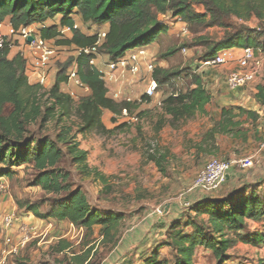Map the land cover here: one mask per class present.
<instances>
[{
  "label": "trees",
  "instance_id": "trees-1",
  "mask_svg": "<svg viewBox=\"0 0 264 264\" xmlns=\"http://www.w3.org/2000/svg\"><path fill=\"white\" fill-rule=\"evenodd\" d=\"M197 6H202L203 10H198ZM168 12L181 17L190 27L194 34L191 45L202 49V60L231 48L252 47L257 53L264 50V0H0V24L9 20L15 30L46 24L39 27L41 38L55 40L56 46L72 47L76 51L60 64L51 87L45 88L38 82H30L26 72L27 61L21 53L10 57L12 48L8 41L0 48V163L22 165L32 162L40 172L37 184L50 192L65 191L66 195L55 198L45 215L39 212L38 207L29 206V210L40 217L67 220L90 234L99 227L102 239L98 245L101 246L108 244L113 248L118 245L126 218L121 213L93 209L80 189L71 190L68 184L70 174L58 167L63 154L61 149L48 140L35 142L28 136V126L39 121L45 123L55 117L58 109L61 116L68 117L75 111L82 134L93 131L106 134L113 129L103 121L105 110L116 117L124 109L133 113L145 101L151 102L152 99L145 95L141 100L113 98L103 72L92 61L98 54L107 55L109 62L116 61L133 49L158 41L169 30L159 16ZM76 14L84 23L108 25L102 41L99 42V33L74 28ZM57 17L58 22L48 23ZM254 18L257 23L251 24ZM214 26L223 30L221 37L200 34L201 28ZM67 27L71 32L63 34L62 30ZM175 52L176 49H169L160 57L166 58ZM73 65L89 89V93L77 103L70 93L63 90L69 82L68 73ZM180 74L172 68L156 66L154 78L161 90ZM193 81L194 87L187 91L163 93L162 117L156 124V132L166 123L176 125L193 118L212 101L203 76L194 75ZM256 98L264 105V86H258ZM46 101L50 104L47 105ZM8 106L11 109L6 112ZM239 110L254 121L258 118L255 111L241 107ZM142 112H138L140 121ZM236 115L233 107L223 108L221 119L205 134L204 141L208 143L216 132L236 135L234 129L240 124L234 120ZM197 149L209 152L211 148L198 145ZM71 153L85 176L98 178L104 185H109L108 176L89 168L86 150H79L75 143ZM168 157L167 151L157 147L148 153V159L162 171ZM249 220H264V180L230 188L222 196L208 195L191 204L178 219L170 222L167 240L151 252L144 264H196L198 248L207 250L217 262H224L230 256L229 250L239 241L254 246L264 244V230L248 231ZM164 245L170 247L172 260L161 257L160 249ZM69 247L70 243L63 238L52 246L56 253H65L57 264H92L90 255L94 247L88 246L81 253L67 256ZM14 264L32 263L28 258L18 257Z\"/></svg>",
  "mask_w": 264,
  "mask_h": 264
},
{
  "label": "rangeland",
  "instance_id": "rangeland-1",
  "mask_svg": "<svg viewBox=\"0 0 264 264\" xmlns=\"http://www.w3.org/2000/svg\"><path fill=\"white\" fill-rule=\"evenodd\" d=\"M197 9L202 11L203 7L197 6ZM256 23L257 20L254 18L251 24ZM78 25L82 31L87 33H103L102 28L92 24L78 21ZM169 27V31L156 41L157 53L152 59L156 66L172 68L181 74L171 84L163 86L161 91L164 94L176 90L187 91L194 87V75L197 74L203 76L205 86L209 88L215 84L209 78L211 74L221 77L217 84L221 89H224V76L227 74L224 64L201 67L202 49L191 45L194 34L190 27L188 26L187 33H184L180 25L174 21ZM2 30L6 34L5 40L11 45L13 55L21 53L27 61L28 69L32 68V72H35V75H32L29 71L30 82L37 83L39 70L38 68L36 71L33 69L38 63L35 55L32 54L21 37L11 35L5 26ZM200 34L219 38L222 36L223 30L215 26L203 27ZM49 43L56 46L55 40H51ZM56 47L57 54L50 60L45 70L47 75L44 83L45 88H50L53 84L60 64L76 54L72 47ZM173 48L176 49L174 54L166 58L160 57L162 53ZM98 65L102 70L106 69L103 64ZM138 80L137 76H126L125 83L122 85L124 93L121 99L126 97L132 100L141 99L144 87ZM254 87H256V83L240 88L251 96L248 106L253 104L252 88ZM64 90L70 93L76 103L89 93V89L79 87L74 83L64 86ZM110 95L113 96L112 91H110ZM46 102L47 105L50 104V102ZM10 109L11 107L8 106L6 112ZM140 111H143L140 123L126 126L121 124L112 112L105 110L103 121L108 128L113 129L111 133L106 134L95 131L82 134L79 130L80 120L75 111L68 117L61 116L58 109L55 117H51L45 123L39 121L28 126V136L35 142L48 140L54 142L61 149L63 154L58 167L70 174L68 184L71 190L80 189L88 198L93 209L124 215L126 219L118 245L113 248L108 244L98 245L102 239L99 227H96L92 234L87 233L85 229L83 233H79L78 229H72L71 223L67 220L65 223H61V221L35 215L33 211L29 210V206L38 207L39 212L45 215L50 210L53 200L65 196L66 192H50L37 184L36 179L40 172L34 168L32 162L22 165H10L6 162L0 163V180L4 181L6 186L5 191H0V257L9 232L4 227L2 218L5 214L10 213L16 215L13 228L19 224V220H22L20 224L33 227L37 233V237L32 238L18 255L9 256L10 264H13L18 257L28 258L34 264H57L64 258L65 253H56L52 246L62 238L70 243V247L66 249L67 256L81 253L88 246L94 247L90 255L92 264L122 263L125 252H128L125 246L131 247L130 240L136 238L144 236L148 241H153L154 244L150 249L155 247V243L165 240L161 238L163 232L158 228H155L154 231L150 229L157 227V217L168 216L166 212L168 207V211L173 208V210L185 212L188 209L185 204L188 202L193 204L196 196L202 193L198 190H191L198 172L212 157L225 158L219 155L208 156L206 152L198 150L194 145L205 135L206 127L213 122V118L207 114L198 112L193 118L178 122L176 125L166 123L159 132H156V124L162 117L160 106L154 103L151 105L143 103L137 110V112ZM262 116V121L255 124V127L256 125L261 127L258 132L253 127L254 132L249 133L245 125L235 127L236 135L232 133L230 135L235 139L238 138V143L236 147H231L232 151H235V157L229 160H240L253 156L251 158L256 162L259 155L264 160V149L261 146L264 142V112ZM247 138L250 140L247 141ZM75 143L79 150L87 151L89 168L97 169L108 176L109 185H104L100 179L92 176L87 177L81 172L71 153V148ZM233 143L235 144V141ZM223 146V151L229 147L226 138L223 141ZM154 147L169 153L168 159L163 164L164 171L160 170L154 161L148 159V153ZM194 147L196 150H193ZM233 167L238 174L235 179L239 178L234 181V186L247 183V178L252 175L251 170L241 167L239 162L234 163ZM158 208L162 213H156ZM170 222L168 221V226ZM256 223V227L253 225L250 227L247 224V230L250 232L264 230V220ZM236 245L229 250L232 254L224 262H217L211 254L198 256V260L201 257L202 264H264V247L252 248L240 244L243 247L238 248L235 247ZM160 255L169 260L173 258L172 251L168 246L161 248ZM131 263L136 264L137 262L132 261Z\"/></svg>",
  "mask_w": 264,
  "mask_h": 264
},
{
  "label": "built area",
  "instance_id": "built-area-1",
  "mask_svg": "<svg viewBox=\"0 0 264 264\" xmlns=\"http://www.w3.org/2000/svg\"><path fill=\"white\" fill-rule=\"evenodd\" d=\"M160 21L168 26L173 24V21L180 25L184 33L188 32L187 23L179 16H172L171 13L160 14ZM3 23L0 24V48L5 44V35L2 27ZM46 24H39L38 27H45ZM79 25L76 23L74 28H78ZM8 31L13 36L21 37L27 44L33 55L37 59L38 67V83L44 85L47 79L45 73L50 60L57 54V47L51 45L48 40L40 37L39 28L31 26H23L18 30H15L12 25L8 27ZM71 32L69 27L62 30L63 34ZM32 40H29L30 37ZM104 33L99 34V42L102 41ZM10 45V43H9ZM11 46V45H10ZM242 54L238 58L237 68L230 71L225 78V83L230 90H237L248 86L252 83L260 71L263 61L258 55L257 51L252 47H246L242 49ZM89 52V49L85 50ZM95 59L92 61L94 63ZM227 62L226 57L222 53H218L215 56L202 60L201 67H212L223 65ZM156 64L146 47H140L129 51L125 56L107 63V69L102 70L103 76L107 84H116L117 88L113 90V98L121 99L123 97L122 85L125 83L126 76H137L139 77V82L143 84L144 92L143 95L151 99H157V105L161 106L163 104V92L160 90L158 82L154 78ZM69 83H74L79 87H88L80 80L77 72L76 65H73L69 69L68 73ZM110 92V88H109ZM142 95V96H143ZM131 100V98H122ZM141 100V99H139ZM144 103H147L145 101ZM120 122L126 123L127 125H133L140 121V115L138 112H129L124 109L120 115L116 116ZM262 148L264 149V142L262 143ZM240 163L241 167L249 168L255 165V161L251 158H242L240 160H227L219 157H212L208 160L205 166L198 172L191 190H198L204 194L212 193L219 189L221 185L227 180L229 171L233 167L234 163ZM5 182L0 180V191H5ZM186 207L191 206V203H186ZM162 213L158 208L156 213ZM16 215L14 213L5 214L2 218L3 225L8 230V234L5 239V247L2 250L0 257V264H10L9 256L18 255L20 250L25 248L32 238L37 237V233L33 227L25 224H19L17 226L19 231V237L16 238L12 233L14 232L13 226L15 225ZM72 229H78L79 233H83L84 229L82 227H76L71 223ZM14 264V263H13Z\"/></svg>",
  "mask_w": 264,
  "mask_h": 264
},
{
  "label": "crops",
  "instance_id": "crops-1",
  "mask_svg": "<svg viewBox=\"0 0 264 264\" xmlns=\"http://www.w3.org/2000/svg\"><path fill=\"white\" fill-rule=\"evenodd\" d=\"M58 19L59 18L57 17L52 22L49 21L48 23L50 24V23L58 22ZM75 20H76L77 24H78V21H80L81 23H84L82 21L81 17L78 14L75 15ZM86 24H89V23H86ZM4 26L6 28L10 27V21L6 20L3 23L2 27H4ZM95 26L102 28L103 29V33H105L108 30V25L107 24L102 25V26H98V25H95ZM32 27H36L37 29L39 28L38 24H33ZM155 44H156V42H154V43H152V44H150L149 46L146 47L148 49L151 57H153L155 55V53H157V51H156L157 49H156ZM242 49L243 48H231V49H227V50H224V51L220 52L227 59V62L224 64L225 71L227 72V74L230 71H232V70L237 68L238 58L242 54V51H243ZM12 55H13V52L11 50L10 57H12ZM258 55L262 58V61H263L262 67H261L260 71L258 72V74L256 76V79L252 83H250L248 85V86H251V84H255L256 83V87L252 88L253 89V94H254L252 106H248L249 105L248 101L251 98V96L248 95V93L246 94L245 93L246 91H244L242 89H237V90L228 89V87H227V85L225 83V78H226L227 74L224 76V84H225V88L224 89H221V87H219V84H217V83H219V80L221 79V77H219L217 75H214V74L213 75L211 74L209 76V78L215 82V84L212 87H210V88L206 87L210 91V93L212 95V101L207 104L206 109L203 112H201V113L204 114V115L207 114L209 117H212L213 118V122L210 123L208 125V127H206L204 134H206L212 128L216 127V123L219 122V120L222 117L221 116V111L225 107H227V108L228 107H233L234 108V112L237 114L234 120L240 123L239 124L240 127H243L245 125L246 129L249 130V133L254 132L253 131L254 128H255L256 132L259 131V129L261 127L257 126V125L255 127V124L259 123V121H262V119H263L262 115H263V112H264L263 110L264 109L263 110H261V109L264 108V105H262L260 102L257 101L256 94L258 93V86H264V50L258 52ZM108 62H109V58H108L107 55L98 54L97 57L95 58L94 64L96 65V67H98L102 71L101 67H99L98 64H103L104 65L103 66L104 69L105 68L107 69V63ZM37 68L38 67H37V64H36L33 69L36 71ZM29 71L31 72L32 75H35V72H32V68H31V70H29L28 66H27L26 72H27V75L29 76V78H30ZM69 84H66V86H68ZM107 85L110 88V91H113V90H115L117 88L116 84H107ZM63 90H64V87H63ZM147 103H148V105H151L153 103L155 105H157V99H152L151 102H147ZM214 104H215V106H214ZM240 107L244 108L246 110L255 111L258 114V118L254 121L250 116H248L247 113H240V110H239ZM241 129L244 130L243 128H241ZM230 134L231 133L223 134V133H220V132H216L214 134V137L208 141V143L210 142L209 144L206 143V141H204L205 140L204 139L205 135H204V136H202V138L197 140V142H195L194 145L196 146V148H197L198 145H202L203 147H206L208 145V147L211 148L209 152H206V154H208V156L219 155V156H222L223 158L229 160V159L235 157V151H232L231 147H233V146L236 147V144L238 143L237 142L238 138L235 139ZM225 138L227 139V141L229 143V147L227 149H225V151H223L224 150L223 141H224ZM249 140H250V138H247V141H249ZM233 141H235V144L233 143ZM196 148L194 147L193 150H196ZM251 157H253V156H251ZM246 169H250L252 175L249 178H247V181H248L247 183H242L239 186H242L244 184L253 185V184H256L257 182H260V181L264 180V160L262 159V157L260 155L258 156V160H256L255 165L252 166V167L246 168ZM228 175H229L228 178H227L228 182L223 184V186L221 188H219L218 190L212 192L211 194H204V193L198 194L196 196V198H195V202L200 200V199H203L204 197H206L208 195L222 196L225 193H227L230 188L239 187V186H234V184H235L234 181L239 179V178L235 179V177L238 175L235 172V167L231 168V170L229 171ZM228 185H230V186H228ZM225 188H227V190H224ZM168 208L166 210V212L168 213V216H161V215L158 216L157 219H156L157 227L150 228L151 231H154L155 228H158L159 231L163 232V234L161 236L162 239L163 238L165 239L163 242H165L167 240L168 221H172V220L178 219L182 215V211L173 210V208H171L168 211ZM167 219H171V220L167 221ZM21 221L22 220H19V224L21 223ZM65 222H66L65 220L61 221V223H65ZM19 224H17L15 229H14V233H15L14 235H15L16 238L19 237V231L17 229L18 228L17 226H19ZM247 224L250 227L252 225H253V227H256V225H257L256 221H253V220H249ZM149 242L150 241H148L147 237L144 238V236L140 237V238H136L134 240H130L129 245L131 244L132 246L131 247H129L128 245L125 246L126 249L128 250V252H125L124 257H123V260L127 261V262L123 261L120 264H132L131 263L132 261L137 262L136 264H144L146 258L151 254V252L158 245L163 244V242L160 240L159 242L155 243V245H154L155 247L150 249V247H152V245L154 243H153V241L150 242V243ZM240 244H242V245H244L246 247L250 246L252 248L264 247V244H260L258 246H254V245L247 244V243L240 242V241L237 243V245L235 247H238V248L243 247V246H240ZM164 247H165V245L162 246V248H164ZM160 251H161V249H160ZM231 254H232L231 251H229V255H231ZM203 255H208V251L205 250L204 248H198L196 264H202V261L200 259H201V257ZM198 256H201V257H199V260H198ZM32 264H34V263H32Z\"/></svg>",
  "mask_w": 264,
  "mask_h": 264
},
{
  "label": "water",
  "instance_id": "water-1",
  "mask_svg": "<svg viewBox=\"0 0 264 264\" xmlns=\"http://www.w3.org/2000/svg\"><path fill=\"white\" fill-rule=\"evenodd\" d=\"M33 39V37L31 36L30 38H29V40H32ZM229 176V175H228ZM228 176H227V178H228Z\"/></svg>",
  "mask_w": 264,
  "mask_h": 264
}]
</instances>
